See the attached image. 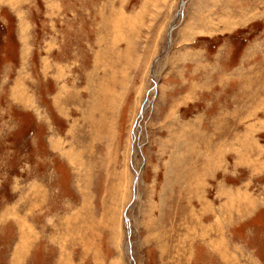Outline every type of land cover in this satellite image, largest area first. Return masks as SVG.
Here are the masks:
<instances>
[{
    "label": "rangeland",
    "instance_id": "1",
    "mask_svg": "<svg viewBox=\"0 0 264 264\" xmlns=\"http://www.w3.org/2000/svg\"><path fill=\"white\" fill-rule=\"evenodd\" d=\"M0 264H264V0H0Z\"/></svg>",
    "mask_w": 264,
    "mask_h": 264
},
{
    "label": "bare ground",
    "instance_id": "2",
    "mask_svg": "<svg viewBox=\"0 0 264 264\" xmlns=\"http://www.w3.org/2000/svg\"><path fill=\"white\" fill-rule=\"evenodd\" d=\"M182 7V6H181ZM172 28V27H171Z\"/></svg>",
    "mask_w": 264,
    "mask_h": 264
}]
</instances>
